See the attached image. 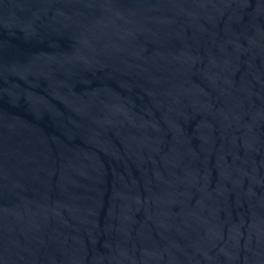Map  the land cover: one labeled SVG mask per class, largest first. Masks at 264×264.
Listing matches in <instances>:
<instances>
[{
    "label": "water",
    "instance_id": "1",
    "mask_svg": "<svg viewBox=\"0 0 264 264\" xmlns=\"http://www.w3.org/2000/svg\"><path fill=\"white\" fill-rule=\"evenodd\" d=\"M0 264H264V0H0Z\"/></svg>",
    "mask_w": 264,
    "mask_h": 264
}]
</instances>
